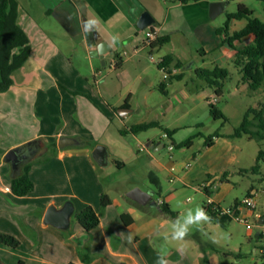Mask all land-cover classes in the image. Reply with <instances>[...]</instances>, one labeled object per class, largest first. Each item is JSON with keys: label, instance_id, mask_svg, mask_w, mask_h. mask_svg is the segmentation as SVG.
Returning <instances> with one entry per match:
<instances>
[{"label": "rangeland", "instance_id": "rangeland-1", "mask_svg": "<svg viewBox=\"0 0 264 264\" xmlns=\"http://www.w3.org/2000/svg\"><path fill=\"white\" fill-rule=\"evenodd\" d=\"M209 1L211 4L228 2L226 11L212 22L218 29L226 25L230 15L238 12L241 4L254 11L253 17L264 22V2ZM174 2L178 3L177 0ZM172 5L173 2L168 1L166 8ZM246 26L247 20L232 21L230 34L233 35ZM166 35L168 34L165 32L161 34L162 37ZM143 38L147 39L146 35ZM142 43L140 39L139 46ZM246 44L248 41H244L242 45L235 43V46L242 48ZM213 46L210 40L205 43L196 39L175 37L173 42L158 51L153 62H150V56L143 61V67L148 72L146 75L141 71L140 64L133 59L135 62L126 65L124 63L119 71H116L114 63H109L104 69L102 61L96 60L95 68L101 69L102 76H95L88 64L74 63V67H80L89 73V92L86 96L96 105L93 121L91 118L87 119V114L84 116L83 110L66 116L68 114L62 112L60 107L61 97L51 88L48 89V85L42 87V83H38V88L30 86L29 89L23 87L10 93H0V140L5 138L4 140H11V143L17 142L42 131V126L44 133L55 136L64 128L65 117L70 123L74 120L78 124L82 123L80 137L86 142L83 147L93 153L97 146H103L109 153V166L101 168L95 164V176L105 194L114 202L108 216H104L105 211L100 204L99 215L102 223L93 235H86L74 216L71 218L70 228L65 231L45 226L42 219L49 203H61V199H58L60 195L73 192L74 185L70 182L72 174L68 177L61 173L56 180L51 181L48 186L49 198L47 187L23 199L15 198L11 194L7 209L11 216L8 219L0 203V232L11 233L20 241L21 247L12 249L0 246L2 264H121L124 259L120 258V254L134 253L137 243H146V240L138 237L134 228L125 227L120 215L136 210L146 220H168L167 230L172 234L173 224L178 220L182 222L189 210L204 208L202 201L205 195L201 188L206 182L211 187L213 199L225 208L230 207L236 200L245 199L254 189L260 193L257 211L264 214V162H261L260 173H245L256 165L259 151L264 150V141H251L247 136L232 138L248 110L263 100L264 92H252L243 83V74L235 64L234 50L229 47L216 49ZM163 55H173L185 65L181 69L183 79L169 84L168 96L159 90L163 73L156 66L160 61L159 57ZM126 58L128 57L123 56L124 60ZM215 67L230 72L220 98H216L214 90L197 76L198 70H213ZM28 68V75L35 73L39 78L47 80L46 75L50 69L40 59H35ZM68 69L66 66L62 71ZM39 78L31 80L30 83L39 81ZM101 78L107 81L100 84ZM147 78L151 80L152 86L143 93L141 87ZM120 79L124 86L128 82L136 89L131 101L132 112L123 118H117L110 107L119 104L124 94V87L118 82ZM66 91L76 96V93ZM207 100H211L223 112L227 122L215 121L211 117ZM74 104L79 106V103ZM80 116L84 119H80ZM151 121L158 122L161 128L137 135L121 134V131L129 130L132 126ZM165 130L173 132L172 139L164 138ZM216 135L220 137L214 139L215 147L207 148V140ZM160 140L165 148L159 151L150 150L155 161L147 152L140 151L142 145ZM188 140H192V146H183ZM57 141L58 139L51 137L46 139L50 146L58 145ZM173 141L176 146L171 152L169 146ZM225 143L229 145L226 146ZM50 146L48 150L44 147L38 158L51 156ZM53 158L55 159H51ZM115 161L123 163L124 166L118 168ZM159 162L164 166L163 169L156 168ZM36 165L42 163L36 160L32 166ZM71 167L69 164L70 169ZM172 168L173 181L170 174ZM51 171L55 173L57 169L54 170L53 167ZM152 175L158 180L159 187L151 181ZM135 189L151 193L156 204L166 201L175 216L161 213V202L158 207H142L128 199L127 194ZM255 222L254 219L251 220L252 224ZM258 231L257 228L248 231L246 226L235 221L218 223L211 220L199 229L193 228L182 242L172 240L171 235L154 236L151 242L159 257L171 259L174 264H259V256L253 251L261 243L251 239ZM106 236L109 239L108 246L104 245ZM121 246L123 253H117ZM84 253L92 258L91 262L84 261Z\"/></svg>", "mask_w": 264, "mask_h": 264}, {"label": "crops", "instance_id": "crops-1", "mask_svg": "<svg viewBox=\"0 0 264 264\" xmlns=\"http://www.w3.org/2000/svg\"><path fill=\"white\" fill-rule=\"evenodd\" d=\"M17 1L19 4L18 23L30 39L32 52L25 65L13 74L14 84L9 90V93L23 87L27 89H29L30 86L38 88V83H42V87L48 85V89L51 88V90L55 91V93L61 97L62 102L60 103V107L62 112L68 114L66 116H71L74 112H79L80 110L82 112L83 110L84 116L87 114V119L90 120L91 118L93 121L94 111L96 109V105L86 96V93L89 92V73L84 72L80 67H74V63L82 65L88 64L95 76H102L103 73L101 69L95 68L96 60L102 61L104 69L108 67L109 63L116 64V71L121 70L124 63L126 65L127 63H132L135 62L133 60H136V62L140 64L141 71L146 75L148 72H146V69L143 67V61L147 60V56H150V62H153L158 51L163 50V47L159 49L152 48L151 43L156 39L161 38V34L164 32L168 34L166 36L171 37V42H173L175 37H180L186 40L196 39L198 42L203 41L205 43L210 40L212 45H214L213 47L216 49H218L221 43V37L217 34L218 28L212 25L214 19L210 17L211 2L209 0H203L188 5L176 3L174 0ZM168 1H172L173 5L167 9L166 6L168 5ZM70 14L72 16L71 19L68 18ZM145 18H147L150 25L147 28L142 29L143 19ZM87 19H97L98 22L89 29L86 23ZM168 25L172 26L168 28ZM150 31L154 33V39H142L143 35H146V33ZM140 39L143 42L142 46H139ZM244 41H248V44L246 45L252 44L253 37H248ZM101 43H106L107 45V52L103 57H100L96 51V48ZM123 56L128 58L124 60ZM168 56H172L177 60L173 55H163L162 57H159L160 61L156 64L158 71L163 73V81L159 85V90L166 96L169 95V84L173 82L171 80H166L167 78H165L166 75H168V71H171L173 75L182 74L181 69H177L175 64H172L169 68H159L163 59ZM137 57H139V59H137ZM35 59L36 61L40 59L41 63L47 65L50 69V72H47L46 81L43 78H39L35 73L28 75L30 74L28 67H30V63ZM119 62L121 63V68L117 69V64ZM66 66L69 69L65 72L62 71ZM162 68H165L166 70L162 71ZM36 78H39L40 80L33 84L30 83L31 80H35ZM106 81L107 79L101 78L100 84H103ZM118 82L124 87V94L119 100V104L110 107L117 118H123L128 113L132 112L131 101L136 93V89L134 85L129 84L128 82L124 86V82L121 79ZM145 82L146 83L141 87L143 93H146L152 86V82L149 78H147ZM66 90L76 93V96H72ZM74 103H79V106H75ZM125 104H127V106H125ZM120 109H128L129 111L125 112L124 116H121L119 114ZM64 119V128L55 136H49L47 133H44L42 126V131H38V133L27 137L26 139L12 143L11 140H4L5 138L0 140V203L2 204V209L5 211L4 213L5 217L7 216V219L11 216L10 211L7 210L9 207V201H11V194L15 198L19 197H16L11 192L13 172L11 165L4 160L6 154L11 149L17 148L31 141L41 139L46 142V139L49 137L56 138L58 141L63 137L73 138L77 139L80 144L77 145L79 146L78 149L66 148L60 150L58 148L59 151L55 156V159L53 158L39 166H31L30 178L35 185V189L32 193L37 192L41 188L43 189L47 187L46 191L48 198L50 197V192H48L50 191V188L48 189V186L51 181L53 179L56 180L58 174L61 175L62 173L63 176L67 175L68 177L72 174L70 182L74 185V187L72 186L73 192L60 195L58 199H61V203H49L46 210L43 212V222L46 211L49 207L53 206L60 209L66 203L72 205L74 209V217H76L83 208L88 206L93 207L97 215L100 217L99 207L101 204V197L105 194V191L97 182L95 176L96 163L93 160L92 152L81 145L80 140L84 141L80 137L82 123L78 124L75 120L70 123L66 117ZM80 119H84L83 116H80ZM148 144L150 145L149 147ZM148 144L142 146L148 148L146 151L148 156L155 161V157L150 150L158 151L160 149V144L164 143L160 140L157 143L149 142ZM215 145L216 140L213 147H215ZM224 145L227 146L229 144L225 143ZM40 146L42 148L40 149L39 154L35 157L36 159L44 148L43 145L40 144ZM69 164L72 166L71 169L69 168ZM53 167L54 170L57 169V172L52 173L51 168ZM156 168L163 169L164 166L159 162L157 163ZM172 169L170 171L171 180L174 179L172 174L174 171H172ZM205 184H207V182ZM209 194L212 197L213 193L211 187L209 188ZM213 200L218 204L215 199ZM160 202L167 204V202L163 200ZM160 202H157V205H159L158 203ZM235 202L230 207H232ZM113 205L114 202L112 201V205L106 209L101 207L105 211L104 216H108V212ZM220 206L223 207L221 204ZM123 214L129 216L133 220L129 227L123 225L127 228H134L137 231L138 237L146 240V243H137L136 247H134L135 251L133 250L134 253H123V247L121 246L122 248H120L119 251L117 250V253H123L120 254V258L124 259L121 264H157V260L160 257L158 256L157 251L153 248L151 238L158 235H172L171 232H168L167 230L168 220L160 221L157 218L146 220L139 215L136 210H130ZM101 223L102 218L100 217V225ZM98 228L92 231L90 235H93ZM0 233L11 235L9 232ZM83 233L88 235L84 230ZM105 241L104 245L108 246L109 239L107 236L105 237ZM199 245L202 249L203 247L200 243ZM253 252L257 254V249L255 247ZM167 260L169 264H174L171 259ZM0 264H2L1 261ZM176 264H180V262Z\"/></svg>", "mask_w": 264, "mask_h": 264}, {"label": "trees", "instance_id": "trees-1", "mask_svg": "<svg viewBox=\"0 0 264 264\" xmlns=\"http://www.w3.org/2000/svg\"><path fill=\"white\" fill-rule=\"evenodd\" d=\"M203 0H177L182 5H188L192 3H198ZM264 2V0H257ZM19 16V4L17 0H0V93L8 92L14 84L13 74L21 69L27 60L29 59L32 48L30 39L23 28L18 23ZM254 11L250 10L247 6L241 4L238 12L229 16V20L223 28L218 29L217 34L221 37V48L229 47L234 50L235 64L240 68L243 74V83L246 84L252 92H264V22L258 18L253 17ZM247 20V26L239 32L230 34V24L232 21ZM253 37V43L245 45L242 48H237L235 43L243 44L244 40L248 37ZM171 42L170 36H165L156 39L151 43V47L154 49L162 48L163 46ZM172 64H175L177 69H182L184 64L180 60H176L172 56L165 57L159 68H169ZM121 68V63L117 64V69ZM168 71V70H167ZM168 78L166 80H182L183 75H173L171 71H168ZM197 76L205 80L210 88L214 90L216 98L223 96V89L226 80L230 76V72L220 67H215L213 70L200 69L197 71ZM210 108L211 117L217 120L227 119L223 112L212 102L208 101ZM127 106V104H125ZM161 128L158 122H147L132 126L129 130L121 131L122 135L132 134L137 135L142 132H147L151 129ZM165 133L172 139L173 132L165 130ZM247 136L251 141L255 140L258 142L264 141V98L256 106L251 107L246 113L244 120L239 128L235 130V134L232 138H242ZM220 136L209 138L206 142V147L211 148L215 144V138ZM81 145H85V141H81ZM37 144H41L45 149H49L46 142L39 139L36 140ZM192 140H188L183 146H192ZM173 146L176 145L173 142ZM44 149V148H43ZM57 145L50 146L51 156L43 158H35L27 161L20 166V171L14 174L11 183V192L16 197L22 198L31 194L35 185L30 178L31 166L34 161L38 160L39 163H46L52 157L58 154ZM39 157V156H38ZM261 162H264V150H260L257 157V162L254 167L245 173H260ZM118 168L124 166L123 163L115 161ZM151 181L159 187V182L154 175L151 176ZM237 203V201L235 202ZM112 205V200L106 194L101 197V207L106 209ZM161 213L175 216L168 204H162L159 206ZM205 211L211 217V220L218 223H225L227 221H233L228 216H222L216 211L208 210L204 206ZM76 220L82 229L90 235L100 225V217L97 215L93 207L88 206L83 211L76 215ZM123 224L129 227L133 220L125 215H121ZM0 245L6 246L7 248L17 249L20 247V241L8 234L0 233ZM203 249V248H202ZM85 262H91L92 258L86 253L83 254Z\"/></svg>", "mask_w": 264, "mask_h": 264}, {"label": "water", "instance_id": "water-1", "mask_svg": "<svg viewBox=\"0 0 264 264\" xmlns=\"http://www.w3.org/2000/svg\"><path fill=\"white\" fill-rule=\"evenodd\" d=\"M228 2L223 1L221 3L211 4L210 6V17L215 19L220 14L226 11ZM147 17V16H145ZM147 18L143 19L142 29L147 28L150 23ZM100 45H103V48L100 49ZM97 48L96 51L100 57H103L107 52V45L106 43H101ZM128 109H120L119 114L124 116L125 112H128ZM35 141L28 142L22 146L17 148L11 149L5 156L4 160L6 163H9L12 168L13 175L19 173L20 166L22 161H30L34 159L38 154L40 149L42 148L40 144L35 143ZM79 141L73 138L63 137L58 141V148L60 150L66 149L68 147L77 146L79 145ZM150 145L148 144V147ZM164 148V144H160V149ZM158 150V151H159ZM93 160L95 163L101 167L105 168L108 167L109 162V153L107 149L103 146H97L92 153ZM128 199L132 200L136 204L145 207V206H155L158 207L157 204L154 202L151 193H144L139 189H135L130 191L127 194ZM74 216V209L70 203H66L62 208L57 209L53 206L49 207L46 211L44 217V224L48 226H53L55 228L61 230H68L70 228L71 218ZM262 223V221L260 222Z\"/></svg>", "mask_w": 264, "mask_h": 264}, {"label": "built area", "instance_id": "built-area-1", "mask_svg": "<svg viewBox=\"0 0 264 264\" xmlns=\"http://www.w3.org/2000/svg\"><path fill=\"white\" fill-rule=\"evenodd\" d=\"M146 37L148 39H154L155 35L150 31L146 33ZM165 70V68H162V71ZM165 78H168V75H166ZM164 138L170 139L167 134L164 135ZM169 149L171 152L173 151V144L169 146ZM147 150L148 148L145 146H141L140 148L141 152H146ZM172 171H174V169H172ZM173 180L174 179L171 181ZM209 188L210 186L208 184H204L202 187V192L205 195V199L202 201L203 206H205L208 210L218 212L222 216L230 217L233 221L246 226L248 231H253L254 228L259 230L258 233L252 236V238L260 241L261 243L257 249V255L260 259L259 264H264V214L257 211V200L260 193L252 190V192L245 199L237 201V203L230 208H223L214 202L209 194ZM252 219L256 221L255 224L251 223ZM261 221L262 223H260Z\"/></svg>", "mask_w": 264, "mask_h": 264}, {"label": "clouds", "instance_id": "clouds-1", "mask_svg": "<svg viewBox=\"0 0 264 264\" xmlns=\"http://www.w3.org/2000/svg\"><path fill=\"white\" fill-rule=\"evenodd\" d=\"M68 18H72L71 14ZM97 22V19H87L86 21L89 29L92 26L96 25ZM102 48L103 45H100V49ZM210 221L211 217L208 215L204 208L197 207L194 211L189 210L184 216L182 222L178 220L175 224H173L171 239L174 241L182 242L190 234L193 228L199 229L203 224L209 223ZM129 241H131V237H129ZM157 264H169V262L167 259L160 257L157 260Z\"/></svg>", "mask_w": 264, "mask_h": 264}, {"label": "flooded vegetation", "instance_id": "flooded-vegetation-1", "mask_svg": "<svg viewBox=\"0 0 264 264\" xmlns=\"http://www.w3.org/2000/svg\"><path fill=\"white\" fill-rule=\"evenodd\" d=\"M23 163H25V161H22V163H21V164H23Z\"/></svg>", "mask_w": 264, "mask_h": 264}]
</instances>
